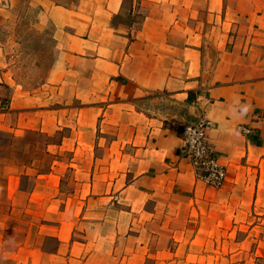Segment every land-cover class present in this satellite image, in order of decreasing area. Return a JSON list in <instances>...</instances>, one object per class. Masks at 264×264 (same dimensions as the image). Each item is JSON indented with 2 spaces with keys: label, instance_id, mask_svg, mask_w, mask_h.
Instances as JSON below:
<instances>
[{
  "label": "crops",
  "instance_id": "0c3cea01",
  "mask_svg": "<svg viewBox=\"0 0 264 264\" xmlns=\"http://www.w3.org/2000/svg\"><path fill=\"white\" fill-rule=\"evenodd\" d=\"M19 1L0 0V11ZM27 5L53 25L56 56L44 89L33 94L0 77L7 93L0 94V130L52 136L75 123L84 139L97 131L113 133L106 149L108 156L116 149L119 155L94 158L91 194L96 205L106 195L112 205H127L114 210L116 238L129 229L132 207L140 200H213L215 194L238 198L243 206L248 193L234 194L231 183L242 171L264 165V0H27ZM200 117L211 121L206 140L226 169L218 190L207 187L187 161L178 132L180 124ZM86 148L87 141H77L67 150ZM114 160L122 173L104 174L103 164L113 167ZM217 205L223 211V200ZM92 207L85 205L76 223H85V232L92 228L84 220L87 212L99 208ZM67 223L61 221L55 235L56 250H40V264H91L98 257L89 241L65 238ZM2 231L0 222V264H35L27 238L22 247L6 249Z\"/></svg>",
  "mask_w": 264,
  "mask_h": 264
},
{
  "label": "rangeland",
  "instance_id": "374dc122",
  "mask_svg": "<svg viewBox=\"0 0 264 264\" xmlns=\"http://www.w3.org/2000/svg\"><path fill=\"white\" fill-rule=\"evenodd\" d=\"M23 1L9 11H0V77L13 80L19 89L33 94L44 89L41 85L52 74L56 56L54 27L38 8ZM121 19L127 22V18ZM0 94L7 95L2 85ZM72 106H78V102ZM78 130L74 123L72 128L50 133L58 140L61 135L56 132L60 131L63 137L60 145L48 147L54 161L47 172L37 176L35 168H26V177L18 178L23 170L14 161L6 160L7 148L0 147L4 151L0 152V222L6 249L22 247L27 238L32 263L40 264V250H56L55 235L60 232L61 221H67L66 239L89 241L91 252L97 248L98 257L91 264H264V165L249 174L242 171L238 182L231 183L234 194L248 193L241 202L243 206L236 204L238 198L231 201L215 194L213 200L209 196L196 200L186 196L157 198V202L148 199L144 204L140 200L132 207L129 229L116 238L111 226L114 210L127 205L114 206L107 195L96 205L95 194H91L96 175L92 161L95 157L106 160L119 155L114 149L108 156L106 149L107 142L116 136L97 131L84 139ZM28 131L12 134L28 136ZM4 132L8 131L0 130ZM77 141H87L88 148L76 153L67 150ZM0 143H5L1 136ZM113 163V167L103 164L104 174L122 173L120 161ZM220 200L223 211L217 205ZM89 203L99 208L96 213L87 212L84 220H90L92 228L85 232V223H76L85 215L83 208ZM100 224H105L102 229Z\"/></svg>",
  "mask_w": 264,
  "mask_h": 264
},
{
  "label": "built area",
  "instance_id": "2783aa9c",
  "mask_svg": "<svg viewBox=\"0 0 264 264\" xmlns=\"http://www.w3.org/2000/svg\"><path fill=\"white\" fill-rule=\"evenodd\" d=\"M212 123L206 117H200L193 123L178 126L183 140L184 156L196 171L200 179L213 188H220L226 180V169L213 154L207 143L206 135ZM244 133H250L248 127H240Z\"/></svg>",
  "mask_w": 264,
  "mask_h": 264
},
{
  "label": "trees",
  "instance_id": "16d2710c",
  "mask_svg": "<svg viewBox=\"0 0 264 264\" xmlns=\"http://www.w3.org/2000/svg\"><path fill=\"white\" fill-rule=\"evenodd\" d=\"M56 135H61V138L57 140L54 136L31 130L28 131V136H15L9 132L0 133L1 138L5 142L0 143V147L7 148V153L5 152L6 160L14 161L15 165L23 170L18 175V178L26 177L24 174V169L26 168H35V176L43 174L50 169L54 161V155L49 151L48 147L60 145L63 137L60 131L56 132ZM0 152L4 153V151ZM35 161L38 163L37 166H34Z\"/></svg>",
  "mask_w": 264,
  "mask_h": 264
}]
</instances>
